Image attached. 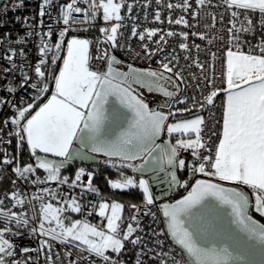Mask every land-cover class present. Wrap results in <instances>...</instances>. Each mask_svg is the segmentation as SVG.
<instances>
[{"label":"snow or ice","instance_id":"snow-or-ice-1","mask_svg":"<svg viewBox=\"0 0 264 264\" xmlns=\"http://www.w3.org/2000/svg\"><path fill=\"white\" fill-rule=\"evenodd\" d=\"M151 4L39 0L35 15L15 17L22 34H0V113H10L0 119V145L16 147L15 155L0 148V173L15 177L0 196V264H264V223L252 214L264 218V0H155L168 25L202 31L141 29L135 10L147 20ZM24 7L14 0L0 15ZM152 20L165 23L159 7ZM101 21L100 36L78 35ZM190 36L205 42L211 78ZM170 38L179 51L167 50ZM33 39L38 56L29 61ZM117 50L158 66L125 65ZM25 150L30 162L20 159ZM98 158L115 173L104 175L112 195L138 192L139 203L105 196L90 166L65 174ZM25 239L35 246L17 243Z\"/></svg>","mask_w":264,"mask_h":264},{"label":"built area","instance_id":"built-area-1","mask_svg":"<svg viewBox=\"0 0 264 264\" xmlns=\"http://www.w3.org/2000/svg\"><path fill=\"white\" fill-rule=\"evenodd\" d=\"M14 2V0H0V8L3 7L4 4H8L9 7H11V4ZM128 2H132V0H128ZM145 2V0H140V3L141 5ZM167 2H173V3H176L177 0H164V3H167ZM38 3H39V0H25V7L24 8H21L19 9L18 11L16 12H12V11H9L7 13L6 16H3V15H0V20H4V21H7L9 22L7 24L6 27L4 28H0V34H3L4 32H9L12 34V38L15 39L16 36L18 34H22L24 29L21 28V26L19 24H15L13 23L14 20H15V17L17 15H20V16H32V15H35L36 12L38 11ZM159 7V9L161 10V15H162V19L165 20V23L164 24H156L153 22L152 20V17L154 15V12L155 10H157V8ZM123 14V13H122ZM135 15H137L139 17L138 19V23L141 25V29L143 27H160V28H163L165 30H168L169 28H171L172 30L174 31H181V30H185V31H193V30H198V31H202L203 29L202 28H197V29H192V30H189V29H183L182 26H177V25H168L167 24V16H168V10L166 8H163L161 6H157L155 5V0H152V4L150 5L149 9H148V14H149V18L147 20H145L143 18V12L141 11L140 7H137L136 10H135ZM182 13L179 12V10H176V12H174L172 15H173V18H176L178 17V15H180ZM53 15V18L56 17L57 15V12L53 11L52 13ZM187 18V17H186ZM48 21L46 20V23ZM53 27H57V25L54 23L53 21ZM130 27V25H129ZM221 26L218 24L217 25V28H220ZM70 35V33H69ZM190 44H192L193 42L196 43V44H200L202 49H204V51H201L199 53V58L200 60L205 63V66H206V74L211 78L213 76V73L211 71V68L209 67L210 64H212L213 62L211 61V57H210V54L208 52V48L205 44L204 41H201L199 40L198 38L196 37H191L189 38V41H188ZM129 43H131L137 51H139V41L136 39V38H133L129 41ZM38 44V40L37 39H33L26 47H25V51L28 53V59L29 61H34L36 59V57L38 56V52L36 51L34 45ZM154 47V45H153ZM172 47H177V51H179L178 49V38H170V46L169 48L167 49L168 51L171 50ZM212 51H215V48L213 47L211 49ZM3 51V48L0 47V52ZM116 54L118 56H120L123 60H125L126 62L128 63H133L134 65L136 66H140V67H148V66H151L153 68L157 67L158 65L156 64L155 62V59L151 62V65H149V62L143 58H140V59H134L133 57L131 56H128L125 54V52H123L122 50H117L116 51ZM181 56H183V53H180ZM193 54L195 55V49H193ZM219 55V54H218ZM184 61L181 60V64H183ZM215 63V79H214V86L219 88V87H223L222 83H221V74L222 72L224 71L223 67H222V63L220 60H217L214 62ZM6 66V63L3 61V60H0V68ZM189 71H195L196 74L199 76L200 75V70L199 69H190ZM2 74V73H0ZM187 75V73H186ZM5 81H0V84H3ZM203 87V85H202ZM209 89H204L205 91V94H207ZM190 94H191V90H190ZM0 95H5V93H3L2 91H0ZM22 95V93L18 92L16 94V98L18 99L20 96ZM224 99L223 95L219 96L217 98V102H216V115L219 117L220 116V108H219V104L220 102ZM10 113H9V110L8 109H5L2 113H0V119H3L4 117L8 116ZM205 115L207 116L208 113L205 112ZM0 148H7V150L10 152V146L9 145H0ZM185 156H187V154H183ZM3 172H5L6 174H8L11 179H15L14 175H12L11 173V170L8 168L6 170H4ZM180 175V178L183 180V179H187L188 176H187V173L186 172H182V173H179ZM197 178H202L200 177L199 175L197 176ZM191 182H194L191 181ZM18 184L21 185L22 187V190L25 191V192H33L35 191L34 187L31 185V184H27V183H21L18 181ZM53 187H55V185H52ZM13 185L11 184L10 188L1 193L0 196H2L4 193L8 192L10 189H12ZM76 191H79L78 189ZM183 191L182 189L178 190L177 192H174V193H171L170 194V197H166V201L167 200H170L171 197H175V198H179V192ZM88 199H94V197L92 196H88L87 197ZM7 203V201H6ZM98 217L96 216H93V217H89V220L92 221V222H96L98 221ZM147 220V219H146ZM145 220V221H146ZM17 243L18 244H23L25 246H35V243L30 240V239H25L23 241H20V240H17ZM62 247V246H61ZM33 258L35 259V256H33Z\"/></svg>","mask_w":264,"mask_h":264},{"label":"trees","instance_id":"trees-1","mask_svg":"<svg viewBox=\"0 0 264 264\" xmlns=\"http://www.w3.org/2000/svg\"><path fill=\"white\" fill-rule=\"evenodd\" d=\"M100 26V24H98L97 26L92 27L91 30L84 32L81 31L78 33V35L82 38H89V39H94L98 36H100L101 34L98 31V27ZM103 26V25H102ZM74 33H70L69 36L73 35ZM93 54H95V49H92ZM116 54V53H115ZM122 59V58H121ZM123 60V59H122ZM125 63V60H123ZM98 66V65H97ZM10 153L12 155L16 154V147H15V140H13L12 145H10ZM20 159L23 162H30L29 161V156L27 151H23L21 153ZM89 165H87L86 167H88ZM90 168L92 170H95L97 172V178L95 179L94 183L101 189V192L111 198V199H117L121 202H125L126 204L129 202L132 203H139L141 201V195L138 192H124V193H117L116 195H112L111 190L108 188L106 181L104 180V175H108L112 178H115V173L113 170L106 168L102 163H99L95 166H90ZM10 169V168H9ZM75 168H69L67 170V172H65V174L67 175H72L73 171ZM42 172V171H41ZM42 174V173H40ZM0 177H2V179H0V194L7 191L10 186H11V177L6 174L5 172L0 173ZM130 211L128 210V208L126 207L125 209V215H130ZM147 224V220L145 221V225ZM131 249V246H128ZM127 259H129L130 261L134 260V255H133V250H130L127 254Z\"/></svg>","mask_w":264,"mask_h":264},{"label":"water","instance_id":"water-1","mask_svg":"<svg viewBox=\"0 0 264 264\" xmlns=\"http://www.w3.org/2000/svg\"><path fill=\"white\" fill-rule=\"evenodd\" d=\"M127 63H125V65H126ZM134 66H136V65H134ZM121 67H123V70H127L126 69V67H124V66H121ZM137 67H140V66H137ZM145 95H146V97L150 100V101H155L156 100V95L155 94H150V93H147V92H145ZM150 106H155V104L154 103H152V104H150ZM163 139V138H162ZM100 159L101 158H98L97 160H90V161H84V162H76L74 165H72L70 168H75V167H77V166H87V165H89V166H95V165H97V164H99L100 163ZM167 188V185L165 184V185H161L160 186V188L159 189H157V192H160L161 194H162V189H166ZM250 211H252V210H250ZM252 214H253V216H254V218H257V219H259L260 220V222H262V223H264V218H261V217H259V215L257 214V213H254V211L252 212Z\"/></svg>","mask_w":264,"mask_h":264},{"label":"rangeland","instance_id":"rangeland-1","mask_svg":"<svg viewBox=\"0 0 264 264\" xmlns=\"http://www.w3.org/2000/svg\"><path fill=\"white\" fill-rule=\"evenodd\" d=\"M99 24H100V26H102V25H103L102 21H101ZM116 55H117V54H116ZM117 57L121 59L120 56L117 55ZM41 173H42V172H41ZM42 174H43V173H42ZM42 174H41V175H42ZM85 180H86V178H85ZM73 217H74V218H80L77 214H73Z\"/></svg>","mask_w":264,"mask_h":264},{"label":"crops","instance_id":"crops-1","mask_svg":"<svg viewBox=\"0 0 264 264\" xmlns=\"http://www.w3.org/2000/svg\"><path fill=\"white\" fill-rule=\"evenodd\" d=\"M101 163V162H100ZM103 164V163H102Z\"/></svg>","mask_w":264,"mask_h":264}]
</instances>
